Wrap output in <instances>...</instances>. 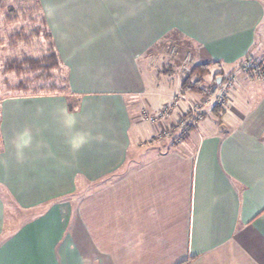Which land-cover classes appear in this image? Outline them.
I'll list each match as a JSON object with an SVG mask.
<instances>
[{
	"label": "crops",
	"instance_id": "0c3cea01",
	"mask_svg": "<svg viewBox=\"0 0 264 264\" xmlns=\"http://www.w3.org/2000/svg\"><path fill=\"white\" fill-rule=\"evenodd\" d=\"M34 1L67 83L1 101L0 264H264V0ZM166 37L236 77L178 142L140 118L181 90Z\"/></svg>",
	"mask_w": 264,
	"mask_h": 264
},
{
	"label": "rangeland",
	"instance_id": "374dc122",
	"mask_svg": "<svg viewBox=\"0 0 264 264\" xmlns=\"http://www.w3.org/2000/svg\"><path fill=\"white\" fill-rule=\"evenodd\" d=\"M32 1L33 0H2L0 3V104L2 99L5 97H12L22 94L21 89H16V85L20 80L24 81V85L29 88V92L40 88V86L49 88L53 86V83L57 84V86H62V88L65 87V84H62L65 83V68L58 53V56H56L58 57L59 67L57 69L49 71L51 72V74L48 76L49 78L44 79L46 73L45 70L41 69L35 71V73L26 72L20 74L19 76L15 72L6 70V63L14 58L18 60H22L24 57L34 59L42 58L49 55L52 48H54V46L52 45L53 41H51V39L46 36V33H51L50 29L48 28V26L42 23L43 19L40 18V15H42L40 13L41 11L35 10L37 9V7H35V3H33ZM37 28L38 32H35ZM163 43L164 41L162 40V42L156 45L157 47H155V53L150 54L149 65L153 68V70L156 71L164 69L167 64L170 66L172 65V74L177 79L182 81V77H179L178 75H180L179 68L183 56L185 55V53L189 52L193 59V66L195 64V49L190 47L186 51H180L173 44V46H169L168 48L166 47L164 49L163 45H167L166 43ZM255 61L257 62V60L253 57H246L245 59L240 61L241 70L249 79L257 78L262 74L261 66L255 65ZM214 65L215 64H213L211 67V73L214 72L217 68ZM222 68L225 74H227V72L231 69L230 67ZM37 74H40L39 77L41 76L42 79H35L34 76ZM229 78H232L233 80L231 86L227 89L226 98L223 104H218L216 101L215 95L218 93V90L215 89L213 91V88H209L207 90V85L206 91L204 92H190L181 89L198 105L200 104V98L207 96V103L199 106L201 107L198 111L200 117H197L199 119H197V121L195 122V126L200 121H202L206 114V111L212 105L221 107L229 102V92L234 88L236 77L230 74L225 80L227 81ZM224 83L225 81L223 82V84ZM221 85L222 84H220L219 87H221ZM63 91L64 90H62V92ZM42 93L47 92L43 91ZM142 112L140 114V118L143 122L152 127H156V129H160L159 131H157L158 136L170 137V134H173V138L178 142L181 139V135L185 134L187 130L178 128L174 124L175 122L178 123L177 120L172 125H170L169 129L167 130V127H165V121L171 119L172 115L168 119L151 124L148 121L144 120V118L142 117ZM8 211L7 222L11 221L12 218L13 220H17V218L19 219V215H16L15 212H13V206H11L10 203L8 205ZM10 213H13L14 216H11Z\"/></svg>",
	"mask_w": 264,
	"mask_h": 264
},
{
	"label": "trees",
	"instance_id": "16d2710c",
	"mask_svg": "<svg viewBox=\"0 0 264 264\" xmlns=\"http://www.w3.org/2000/svg\"><path fill=\"white\" fill-rule=\"evenodd\" d=\"M35 7H37V11L40 10V7L38 5L37 1H34ZM41 11V10H40ZM42 14V12H40ZM40 18L43 19L42 23L46 25V21L44 19L43 14L40 15ZM47 26V25H46ZM35 32H38V28L35 30ZM46 36L51 39L52 41V36L50 33H46ZM167 39V40H166ZM166 39H163L164 43H166L167 46H164V49L169 46H176L178 50L180 51H186L188 48L191 47L190 45H184L182 42H174L171 40L170 37H166ZM175 43V44H174ZM173 44V45H172ZM53 45V43H52ZM54 46V45H53ZM55 48H52L51 52L49 55L44 56L42 58H29V57H24L22 60H18L16 58L8 61L6 63V70L15 72L18 76L22 73L26 72H34L37 70H45L46 76L45 78H49L48 76L51 74L49 72L50 70L57 69L59 67L58 63V55L57 51L54 50ZM57 55V56H56ZM240 63V62H239ZM238 63V64H239ZM61 64V62H60ZM219 65L218 62H206V63H196L191 67V70L189 74L182 79L181 81V89L185 91H195V92H204L206 91V85H207V90L209 88H213V91L216 89L220 83L218 81H226L225 79L227 78V74L222 76V71H214L211 73V67L212 65ZM40 74H37L34 76L35 79H42L41 76L39 77ZM53 83V82H52ZM66 83H67V75L65 76V83H62L63 85L65 84V87L62 88V86L53 83V86L47 88L40 86V88L33 90L29 92V88L24 85V81L20 80L19 83L16 85V89H21L22 94L21 95H40V94H55V93H63L66 90ZM62 90H64L62 92ZM212 90V89H211ZM43 91H46L47 93H42ZM189 128V127H188ZM187 128V129H188Z\"/></svg>",
	"mask_w": 264,
	"mask_h": 264
},
{
	"label": "built area",
	"instance_id": "2783aa9c",
	"mask_svg": "<svg viewBox=\"0 0 264 264\" xmlns=\"http://www.w3.org/2000/svg\"><path fill=\"white\" fill-rule=\"evenodd\" d=\"M192 64L193 59L191 54L189 52L185 53L179 68L180 75L178 76L182 77V79L185 78L189 74ZM232 80V78H229L221 87H219L220 85L216 87L218 93L215 95V98L218 104L224 103L227 89L231 86ZM200 99V104L198 105L194 102V100L189 98L185 92L182 90H177L157 112H151L148 109H144L142 112V117L149 123L154 124L161 120L168 119L175 111H177L178 123L175 122L174 124L178 128L187 129L189 126H195V122L197 119H199L197 117H200L198 111L201 107L199 106L207 103V96L201 97ZM181 103L184 104V107L181 106Z\"/></svg>",
	"mask_w": 264,
	"mask_h": 264
}]
</instances>
